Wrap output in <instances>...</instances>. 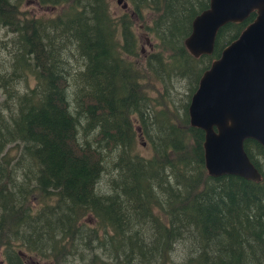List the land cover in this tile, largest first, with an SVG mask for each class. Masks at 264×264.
Masks as SVG:
<instances>
[{"label":"trees","instance_id":"obj_1","mask_svg":"<svg viewBox=\"0 0 264 264\" xmlns=\"http://www.w3.org/2000/svg\"><path fill=\"white\" fill-rule=\"evenodd\" d=\"M21 1L0 0V27L15 36L0 73L6 263L25 264L23 250L51 264H264V148L244 142L259 182L212 178L188 114L203 74L256 13L194 57L185 40L210 0H125L153 43L142 55L133 17H112L109 0H38L61 10L48 19L26 17ZM27 74L36 85L18 93Z\"/></svg>","mask_w":264,"mask_h":264},{"label":"water","instance_id":"obj_2","mask_svg":"<svg viewBox=\"0 0 264 264\" xmlns=\"http://www.w3.org/2000/svg\"><path fill=\"white\" fill-rule=\"evenodd\" d=\"M253 12L255 20L203 74L188 108L190 125L205 133V167L212 178L261 180L244 142L254 140L264 148V0H210L185 40L194 57L210 55L219 29Z\"/></svg>","mask_w":264,"mask_h":264},{"label":"rangeland","instance_id":"obj_3","mask_svg":"<svg viewBox=\"0 0 264 264\" xmlns=\"http://www.w3.org/2000/svg\"><path fill=\"white\" fill-rule=\"evenodd\" d=\"M125 1V0H124ZM109 2H111V6H110V12H111V16L112 17H120L121 15H123L124 13H128L131 15V17H133V23H134V33L137 36L138 42H139V46L141 48L142 51V55L148 53V51L150 49H152V42L149 40V37L145 34L144 31H142V25H141V21H139L138 17L135 16L134 14L131 13L130 9H126L123 10L121 8V5H117L116 0H109ZM21 11H24L25 16L28 18H54L58 13H60V9L58 8H54V7H47V6H41L39 4L38 0H22L21 1ZM151 12H148L145 10L144 12V17L146 19V22H148V18L151 17ZM15 37L13 33H11L7 28L4 27H0V73H3L5 69V63H10L12 60L9 56V50L6 48V46H8V42ZM122 43V41H121ZM9 48V46H8ZM67 53L63 52V57L66 56ZM72 79V78H70ZM66 83V80H65ZM36 85V81L33 75L31 74H27L26 79L24 80L23 78L20 79V82L18 83V88H16L18 93H24L26 91H28V89L33 88ZM69 87L68 89L72 92V90L74 89V87H72V82L68 83ZM179 93H184L185 91V86L184 84H182V86L177 88ZM15 90V91H16ZM5 92L3 93V88H0V101H2L5 98ZM1 115H4V117L6 119H9L10 117L7 116L6 112H1ZM10 115H13L10 113ZM9 124H10V120H9ZM92 141L94 142L93 146L98 148V150L102 153V155L106 154V151L104 150V143L103 142H95L94 138L91 137ZM18 143L17 144H9L6 147V151L8 150V157L11 158V160L9 161V169L13 168L16 166V164L18 163L17 161L19 160L20 157V145ZM134 149H136V151L140 154L143 155L145 157L149 156V151L150 148L146 146V144L144 143V140L142 139H137L136 143H135V147ZM108 176L104 175V179H106ZM91 218H87L86 221H90ZM89 225H92L91 222L88 223ZM16 244V243H15ZM18 245H15V248H17ZM22 253V258L25 261V264H51L50 262L44 261V260H40L37 259L33 256H30L29 254H27L26 252H24L23 250H20ZM0 264H7L5 261V256H4V249L0 246ZM66 264H80V263H66Z\"/></svg>","mask_w":264,"mask_h":264},{"label":"flooded vegetation","instance_id":"obj_4","mask_svg":"<svg viewBox=\"0 0 264 264\" xmlns=\"http://www.w3.org/2000/svg\"><path fill=\"white\" fill-rule=\"evenodd\" d=\"M117 3V0H116ZM117 5H121V8L123 9V5H128L126 2H124V0H122V2L120 4L117 3ZM128 7V6H127ZM127 8L123 9L126 10Z\"/></svg>","mask_w":264,"mask_h":264}]
</instances>
